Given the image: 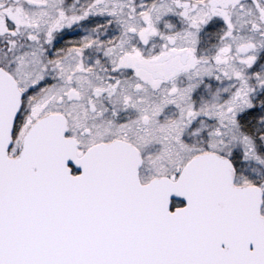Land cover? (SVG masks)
<instances>
[{"label": "snow or ice", "instance_id": "obj_1", "mask_svg": "<svg viewBox=\"0 0 264 264\" xmlns=\"http://www.w3.org/2000/svg\"><path fill=\"white\" fill-rule=\"evenodd\" d=\"M0 264H264V0H0Z\"/></svg>", "mask_w": 264, "mask_h": 264}]
</instances>
